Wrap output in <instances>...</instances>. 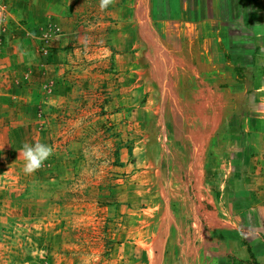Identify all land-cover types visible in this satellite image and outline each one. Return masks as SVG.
<instances>
[{"label":"rangeland","instance_id":"374dc122","mask_svg":"<svg viewBox=\"0 0 264 264\" xmlns=\"http://www.w3.org/2000/svg\"><path fill=\"white\" fill-rule=\"evenodd\" d=\"M38 2L0 0V89L9 95L0 101L5 107L7 99L0 108V264H150L148 252L157 244L160 264H205L216 247L212 238L199 245L195 199L205 203L209 195L187 167L196 153L193 143L194 149L202 146L201 158L211 142L210 136L195 138L201 129L183 118L193 113L184 101L195 77L204 91L194 101H210L220 83L231 88L224 104L234 117L254 107L253 77L239 86L233 83L238 73L234 78L223 71L218 80L212 74H222V66L200 76L196 66L209 50V33L225 34V25L234 21L249 35V11L264 12V0H111L103 10L100 0H63L59 14L43 9L36 22ZM214 5L224 7L217 28L207 9ZM70 11L71 22L55 21ZM250 28L251 34H264V27ZM169 34H177V44L164 38ZM51 50L63 51L58 65L71 89L53 115L36 108L38 89L31 78L34 65L46 64L35 63L37 54L45 58ZM193 122L195 135L186 131ZM225 136L221 148L230 147ZM26 143L52 149L33 174L23 170L20 150ZM243 181L234 188L244 187ZM252 185L243 197L264 200V186ZM236 210L222 203L215 214L230 218L247 236L251 230L243 231Z\"/></svg>","mask_w":264,"mask_h":264},{"label":"crops","instance_id":"0c3cea01","mask_svg":"<svg viewBox=\"0 0 264 264\" xmlns=\"http://www.w3.org/2000/svg\"><path fill=\"white\" fill-rule=\"evenodd\" d=\"M238 1L243 3V0ZM222 2L226 3V0H222ZM38 3V7L42 9L37 7L33 10L36 22L41 21L44 15L43 9L46 11L51 9L54 14H59L58 12H60L62 6L65 5L63 0H39ZM222 8L224 7H219V10L215 5L211 8H207L209 14L215 15L212 18L216 23L214 24V28L221 27L219 23L224 22V20L220 19V17L218 18L217 15L218 13L222 14ZM120 9L125 12L127 7L122 6ZM249 12L253 14V17L250 19L252 20L251 23L245 25L247 31H249V35L243 33V24L238 25L234 23V21H230L225 25L227 26L225 34H221L220 31L217 33H209V50L204 55L205 59H203L202 62H198L199 69L197 66L196 69L200 76L203 72L206 73L207 71H211L212 73V71L217 70L219 66H222V74L215 71L212 75L218 77L217 79L219 80L221 77L223 78L225 76L223 75V71L232 77H234L235 73H238L240 78H237V80L234 79L233 83H238L239 86L242 84V80L245 81L244 78L246 76L253 77V85H250V87L252 91L257 94V102L254 104V107L244 109L242 114L243 117H234V113L230 111L231 114L226 111L228 105H231L228 102L224 104V99H226L227 96L226 94H228V92L231 93V88H228L226 91V86L219 82V84L216 85L219 90L215 89L212 92L213 95L210 97V101H201V99H198V102H196L193 98L200 95L204 90H201L199 86H197L194 81L195 77L192 76L193 90L189 93L190 96L188 95L186 97V101H184L187 108L193 113L185 114L183 118H185V121L189 119L194 122L196 121L201 129L197 132L198 134H196L195 138L201 140L205 136H210L208 137L209 139L206 140L207 142H211L209 146L210 152L208 151L209 154L205 153V156L201 158L198 154L202 146L198 144L196 149H194L195 145L193 143V151L196 153L190 156L193 163L187 167L194 174L196 183H200L199 179L200 177L202 178L201 180L205 184L204 188L201 189L202 194L206 191L209 195V199L205 201V203H203V200L199 201L197 198L195 199L199 208V214L201 215L200 230L202 231V239L199 245L203 247V242H208V238H212L210 244L215 243L212 247H216L215 256L210 254L205 264H220L219 260L221 264H249L248 262L253 260L254 264H264V240L260 239L261 236H264V227L261 226L262 230H258L256 226L262 223L264 226V200L255 202L256 197L251 193L250 197L249 195L243 197L244 195L246 196V189L249 191L253 190V182L256 186L261 185L260 188L264 186V178L261 176V173L264 172V34H251L250 28H253V25L264 27L260 24H264V21L261 22V20L264 19V12H255L251 10ZM232 13L235 12L232 11ZM70 15H72L71 11L66 16L56 17L55 21L58 20L59 23L71 22L72 16ZM203 32H205L204 27L201 29L202 35ZM62 41L63 40H61V42ZM199 51V53L202 54L200 49ZM50 52H52V50ZM62 54L63 51H53L50 54L48 52L45 58H41L37 54L39 61H35V63L46 64L40 66L34 65V72L31 77L35 80V85L38 89L36 91L37 98L35 97L38 102L36 108L38 110L42 108L50 115L57 112L58 107H61V104L66 102L71 90L68 86H64L67 76L65 73H62L65 72L62 66L58 65L61 64L59 61L60 58L64 57ZM18 72L20 73L21 71ZM6 74L8 73L6 72ZM15 77H19V75ZM49 82L50 85H48ZM45 85H48V91L44 92L42 88L45 87ZM235 88H237V86ZM6 92L7 89L4 91V87L0 89V93H2L0 94V101L3 96L8 95ZM25 93L26 91L23 95ZM206 93H209L208 90ZM252 94L251 92V95ZM6 104L7 99L4 105L5 107L0 108H6ZM225 105H227V109H225ZM237 107V109H240L239 105H237ZM231 109L233 108L231 107ZM194 122L187 126V133L195 135L194 130L197 129V127ZM237 124L240 125L239 128ZM224 136L226 137L225 140L230 143V147L221 148L223 142L222 138H224ZM207 159L208 161H206ZM204 162H206V165H204ZM184 168V170H186V167ZM243 179L244 187L235 189V184L239 186ZM230 186H233L234 189L230 188ZM229 196H235L237 199L231 200ZM224 197H226L227 200H224ZM222 203H226L229 207H237L236 211L240 212L239 215L243 218L245 224L246 229H243V231L246 232L251 230L249 235H241L240 231L235 229L234 226H231L229 222L230 218L223 220L217 217L215 214L216 208L219 211ZM198 208L196 207L195 209L198 210ZM205 214L208 216V220L205 219ZM17 215L22 219L26 216V214L23 216L21 212ZM239 218L240 217H238V219ZM166 235L168 236V233ZM241 236L244 238L243 242L241 241ZM193 238L194 237H192V239ZM209 250L211 249L209 248ZM157 252L159 254H157ZM250 252L252 257L250 256ZM206 254L207 253H205V256L208 255ZM148 257L150 264H160V246L158 244L150 247Z\"/></svg>","mask_w":264,"mask_h":264},{"label":"clouds","instance_id":"9594fccd","mask_svg":"<svg viewBox=\"0 0 264 264\" xmlns=\"http://www.w3.org/2000/svg\"><path fill=\"white\" fill-rule=\"evenodd\" d=\"M111 0H100V8L106 9ZM20 155L23 156L24 172L26 174H33L38 169H40L45 161L52 155V149L49 145L45 143H35V144H24L20 150Z\"/></svg>","mask_w":264,"mask_h":264},{"label":"trees","instance_id":"16d2710c","mask_svg":"<svg viewBox=\"0 0 264 264\" xmlns=\"http://www.w3.org/2000/svg\"><path fill=\"white\" fill-rule=\"evenodd\" d=\"M169 6H170V5H169ZM170 34H171V33H170ZM170 34L167 35L168 37L165 36L164 38H167V41H170V42L173 43V44H177L176 41L179 40L177 34L172 35V36H171ZM173 38H175L176 40L174 41ZM128 153L131 154V150H130V149H129ZM250 256L252 257L251 252H250Z\"/></svg>","mask_w":264,"mask_h":264},{"label":"built area","instance_id":"2783aa9c","mask_svg":"<svg viewBox=\"0 0 264 264\" xmlns=\"http://www.w3.org/2000/svg\"><path fill=\"white\" fill-rule=\"evenodd\" d=\"M2 12H3V7H2V5L0 4V18H1Z\"/></svg>","mask_w":264,"mask_h":264}]
</instances>
